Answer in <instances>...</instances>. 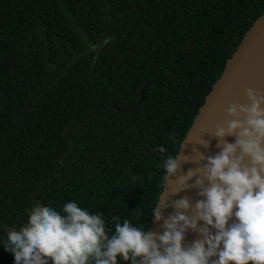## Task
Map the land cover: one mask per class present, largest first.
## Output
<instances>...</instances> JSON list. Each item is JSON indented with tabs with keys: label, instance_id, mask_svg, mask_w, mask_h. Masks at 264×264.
<instances>
[{
	"label": "trees",
	"instance_id": "trees-1",
	"mask_svg": "<svg viewBox=\"0 0 264 264\" xmlns=\"http://www.w3.org/2000/svg\"><path fill=\"white\" fill-rule=\"evenodd\" d=\"M263 14L264 0H0V264H15L4 229L36 202L150 231L163 159Z\"/></svg>",
	"mask_w": 264,
	"mask_h": 264
},
{
	"label": "clouds",
	"instance_id": "clouds-1",
	"mask_svg": "<svg viewBox=\"0 0 264 264\" xmlns=\"http://www.w3.org/2000/svg\"><path fill=\"white\" fill-rule=\"evenodd\" d=\"M245 93L248 103L229 104V119L211 132L221 151L205 157L195 150L200 155L193 161L207 163L179 176L171 192L198 188L204 199L194 206L187 197L176 200L175 213L165 218L163 193L153 208L152 218L164 221L163 234L114 216L109 235L103 216L76 202H65L60 211L36 202L25 224L4 229L5 250L14 254L15 264H118V258L127 264H264V92L248 88ZM227 136H235V142H227ZM201 145L208 147L206 141ZM181 167L180 153L163 159L165 190ZM188 230L201 238L185 246Z\"/></svg>",
	"mask_w": 264,
	"mask_h": 264
},
{
	"label": "water",
	"instance_id": "water-1",
	"mask_svg": "<svg viewBox=\"0 0 264 264\" xmlns=\"http://www.w3.org/2000/svg\"><path fill=\"white\" fill-rule=\"evenodd\" d=\"M248 88H253L257 92H264V14L254 23L241 41L238 49L229 59L222 76L214 84L187 137L182 142L184 147L180 148L179 151L182 164L181 170L178 171L177 176L171 178L168 187L166 190L164 189L165 192L163 191L160 207L165 218L175 213V209L171 207V204L176 200L187 197L194 206L197 201L204 199L198 195L200 191L198 188H191L176 194L171 192L177 187L176 181L179 176L185 175L190 169L195 170L207 163L206 159L199 162L193 161L199 160L200 154L197 151L205 157L215 156L221 151V148L217 147L218 140L211 132L215 131L218 124H223L225 119H229L226 116V109L229 104L248 103L245 93ZM225 139L229 143H234L236 137L227 136ZM204 141L208 143L207 148L201 145ZM184 156L189 157V162H183ZM196 178L198 177H194L188 183L194 184ZM164 201L169 205L166 208ZM187 214L191 215L192 213L189 211ZM163 223V220L156 222L153 219L150 231L163 234ZM202 225V221L198 222V227ZM210 230L215 234L214 229ZM200 238L199 232L194 233L188 230L185 234L184 245L188 246Z\"/></svg>",
	"mask_w": 264,
	"mask_h": 264
}]
</instances>
